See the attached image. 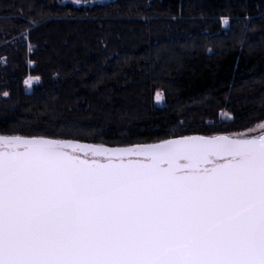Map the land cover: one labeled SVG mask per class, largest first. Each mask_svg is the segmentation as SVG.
I'll use <instances>...</instances> for the list:
<instances>
[{"label": "trees", "instance_id": "obj_1", "mask_svg": "<svg viewBox=\"0 0 264 264\" xmlns=\"http://www.w3.org/2000/svg\"><path fill=\"white\" fill-rule=\"evenodd\" d=\"M262 121L264 0H0V135L128 146Z\"/></svg>", "mask_w": 264, "mask_h": 264}, {"label": "snow or ice", "instance_id": "obj_2", "mask_svg": "<svg viewBox=\"0 0 264 264\" xmlns=\"http://www.w3.org/2000/svg\"><path fill=\"white\" fill-rule=\"evenodd\" d=\"M0 264H264V123L123 147L0 135Z\"/></svg>", "mask_w": 264, "mask_h": 264}, {"label": "rangeland", "instance_id": "obj_3", "mask_svg": "<svg viewBox=\"0 0 264 264\" xmlns=\"http://www.w3.org/2000/svg\"><path fill=\"white\" fill-rule=\"evenodd\" d=\"M63 2H67V1H72V2H75V0H62ZM102 1H105V0H81V2L80 3H82V2H90V3H92V2H102ZM76 3V2H75ZM29 78V77H28ZM27 78V79H28ZM37 80H34L33 82H32V84L34 83V82H36ZM32 84H31V86H32ZM31 86H29V85H27V89L28 90H30L31 89ZM227 116V115H226ZM260 123H264V121H262V122H260ZM260 123H258V124H260ZM258 124H256V125H254L253 127H251V128H256V126L258 125ZM250 129V128H249ZM248 131V129L247 130H245L244 132H247ZM257 131H259V130H257ZM251 134H257V133H251Z\"/></svg>", "mask_w": 264, "mask_h": 264}, {"label": "water", "instance_id": "obj_4", "mask_svg": "<svg viewBox=\"0 0 264 264\" xmlns=\"http://www.w3.org/2000/svg\"><path fill=\"white\" fill-rule=\"evenodd\" d=\"M85 143H87V142H85ZM94 144V143H93ZM106 146H108V145H106ZM129 146V145H128ZM109 147H123V146H109Z\"/></svg>", "mask_w": 264, "mask_h": 264}]
</instances>
